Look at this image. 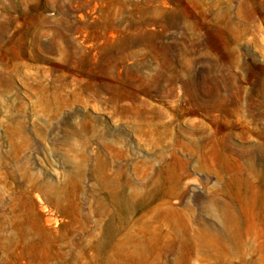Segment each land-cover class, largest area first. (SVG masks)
Wrapping results in <instances>:
<instances>
[{
  "label": "rangeland",
  "instance_id": "374dc122",
  "mask_svg": "<svg viewBox=\"0 0 264 264\" xmlns=\"http://www.w3.org/2000/svg\"><path fill=\"white\" fill-rule=\"evenodd\" d=\"M263 243L264 0H0V264Z\"/></svg>",
  "mask_w": 264,
  "mask_h": 264
},
{
  "label": "bare ground",
  "instance_id": "6f19581e",
  "mask_svg": "<svg viewBox=\"0 0 264 264\" xmlns=\"http://www.w3.org/2000/svg\"><path fill=\"white\" fill-rule=\"evenodd\" d=\"M230 220L231 222L236 226L237 225V220L236 218H234L233 216H230ZM237 238L239 235V232H237ZM204 234L208 235V236H212L213 238L217 239L219 242H221L222 244H226V238L223 234L218 233L215 230H205ZM263 248H264V243H263Z\"/></svg>",
  "mask_w": 264,
  "mask_h": 264
}]
</instances>
